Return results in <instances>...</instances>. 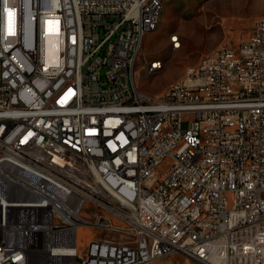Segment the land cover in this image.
I'll return each instance as SVG.
<instances>
[{
	"label": "built area",
	"instance_id": "2783aa9c",
	"mask_svg": "<svg viewBox=\"0 0 264 264\" xmlns=\"http://www.w3.org/2000/svg\"><path fill=\"white\" fill-rule=\"evenodd\" d=\"M162 8L0 0V264H264V19L150 96ZM81 226L114 234L79 256Z\"/></svg>",
	"mask_w": 264,
	"mask_h": 264
},
{
	"label": "rangeland",
	"instance_id": "374dc122",
	"mask_svg": "<svg viewBox=\"0 0 264 264\" xmlns=\"http://www.w3.org/2000/svg\"><path fill=\"white\" fill-rule=\"evenodd\" d=\"M260 19H264V0H163L160 24L144 37L133 69L136 89L150 96L160 94L217 47L229 45L236 48L249 37L254 23ZM173 33L178 35V49H172L168 41ZM151 61L160 62V70L149 73L146 67ZM170 164L167 157L158 172L162 174ZM91 209L86 203L80 217L92 220ZM112 225L123 226V223L113 220ZM112 234L97 228L78 227V255H84L90 241L109 238ZM119 238L122 237L119 235ZM173 263L190 264V261L180 255H171L154 264Z\"/></svg>",
	"mask_w": 264,
	"mask_h": 264
},
{
	"label": "bare ground",
	"instance_id": "6f19581e",
	"mask_svg": "<svg viewBox=\"0 0 264 264\" xmlns=\"http://www.w3.org/2000/svg\"><path fill=\"white\" fill-rule=\"evenodd\" d=\"M163 1V0H162ZM148 5H157V0H148ZM161 11L162 9H156L155 10V19H158V26L160 24V19H161ZM158 27H155V25H148V32L149 34L154 32ZM172 35L169 36V38H171ZM169 44L171 46L172 49H178L179 48V40H178V44L177 46H175V42L174 40L168 39ZM154 62H158V61H154ZM135 64H130V71H133ZM149 73H152L153 71L157 70V69H147ZM190 74V69L187 70V72L185 73V75L180 79V80H185L186 75ZM165 91V90H164Z\"/></svg>",
	"mask_w": 264,
	"mask_h": 264
}]
</instances>
